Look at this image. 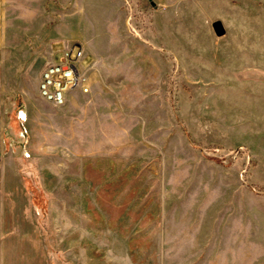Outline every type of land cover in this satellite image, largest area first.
<instances>
[{
    "label": "rangeland",
    "instance_id": "obj_1",
    "mask_svg": "<svg viewBox=\"0 0 264 264\" xmlns=\"http://www.w3.org/2000/svg\"><path fill=\"white\" fill-rule=\"evenodd\" d=\"M0 264H264V0H0Z\"/></svg>",
    "mask_w": 264,
    "mask_h": 264
},
{
    "label": "built area",
    "instance_id": "obj_2",
    "mask_svg": "<svg viewBox=\"0 0 264 264\" xmlns=\"http://www.w3.org/2000/svg\"><path fill=\"white\" fill-rule=\"evenodd\" d=\"M84 62L85 53L81 45L62 47L41 71L40 95L56 105H63L76 90L89 92Z\"/></svg>",
    "mask_w": 264,
    "mask_h": 264
},
{
    "label": "water",
    "instance_id": "obj_3",
    "mask_svg": "<svg viewBox=\"0 0 264 264\" xmlns=\"http://www.w3.org/2000/svg\"><path fill=\"white\" fill-rule=\"evenodd\" d=\"M214 27H215L216 32H217L218 35L224 34L225 29L223 28V25H222L221 21H215L214 22Z\"/></svg>",
    "mask_w": 264,
    "mask_h": 264
},
{
    "label": "crops",
    "instance_id": "obj_4",
    "mask_svg": "<svg viewBox=\"0 0 264 264\" xmlns=\"http://www.w3.org/2000/svg\"><path fill=\"white\" fill-rule=\"evenodd\" d=\"M86 73V72H85ZM87 76H88V81H89V75L88 74H86ZM89 85H90V82H89ZM91 86V85H90ZM91 88V87H90ZM79 92H81V93H83L81 90H76L75 92H73L71 95H70V97L69 98H71V97H73L75 94H77V93H79Z\"/></svg>",
    "mask_w": 264,
    "mask_h": 264
}]
</instances>
